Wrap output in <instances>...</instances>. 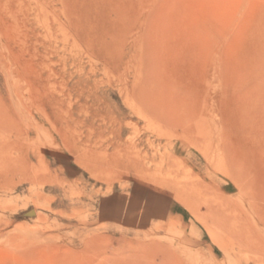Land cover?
<instances>
[{"label": "rangeland", "instance_id": "1", "mask_svg": "<svg viewBox=\"0 0 264 264\" xmlns=\"http://www.w3.org/2000/svg\"><path fill=\"white\" fill-rule=\"evenodd\" d=\"M0 264H264V0H0Z\"/></svg>", "mask_w": 264, "mask_h": 264}, {"label": "bare ground", "instance_id": "2", "mask_svg": "<svg viewBox=\"0 0 264 264\" xmlns=\"http://www.w3.org/2000/svg\"><path fill=\"white\" fill-rule=\"evenodd\" d=\"M6 175V174H5ZM4 175V176H5ZM16 175H17V173H16ZM8 176V175H7ZM12 176H14V175H12ZM1 177H3V175L1 176ZM193 193V192H192ZM185 195V194H184ZM224 208L225 207H223V210H224ZM197 213V212H196ZM221 213V212H220ZM179 222V221H178ZM184 225V224H183ZM243 226V225H242ZM239 227V226H238ZM237 228V227H236ZM241 228V227H240ZM243 228V227H242ZM247 228V227H246ZM244 229V228H243ZM248 229H250V228H248ZM231 231V230H230ZM230 231H227L226 233H225V239H226V241H228L229 242V244L232 246V247H235V245L236 244H239V245H241V247H246L245 245L246 244H244L243 242H242V240H243V234H244V232L246 233V235H247V230L245 229L244 231H242V233H238V234H235V233H232V232H230ZM250 231V230H249ZM225 232V231H224ZM213 235V234H212ZM223 236V237H224ZM245 236V235H244ZM245 239V238H244ZM220 240V239H219ZM222 240V239H221ZM220 240V241H221ZM218 241V240H217ZM223 241V240H222ZM237 242H240V243H237ZM220 244H222V242L220 243ZM224 244V243H223Z\"/></svg>", "mask_w": 264, "mask_h": 264}]
</instances>
